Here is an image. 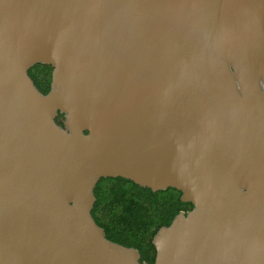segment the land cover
Returning a JSON list of instances; mask_svg holds the SVG:
<instances>
[{
  "label": "water",
  "instance_id": "water-1",
  "mask_svg": "<svg viewBox=\"0 0 264 264\" xmlns=\"http://www.w3.org/2000/svg\"><path fill=\"white\" fill-rule=\"evenodd\" d=\"M107 178L193 205L155 264H264V0H0V264H148Z\"/></svg>",
  "mask_w": 264,
  "mask_h": 264
},
{
  "label": "trees",
  "instance_id": "trees-1",
  "mask_svg": "<svg viewBox=\"0 0 264 264\" xmlns=\"http://www.w3.org/2000/svg\"><path fill=\"white\" fill-rule=\"evenodd\" d=\"M53 67L37 64L30 69L31 77L43 93L50 90ZM64 114L56 122L63 126ZM94 194L92 216L105 231L108 240L140 253V262L155 264L153 239L162 227L169 226L180 212L193 209L181 200L182 193L170 188L160 192L140 187L123 178H107L98 182Z\"/></svg>",
  "mask_w": 264,
  "mask_h": 264
},
{
  "label": "flooded vegetation",
  "instance_id": "flooded-vegetation-1",
  "mask_svg": "<svg viewBox=\"0 0 264 264\" xmlns=\"http://www.w3.org/2000/svg\"><path fill=\"white\" fill-rule=\"evenodd\" d=\"M52 72H53V70H52ZM28 74H29V76L31 75L30 70H29V73H28ZM30 77H31V76H30ZM31 79H32V77H31ZM51 79H52V75H51ZM32 80H33V79H32ZM33 82H34V84H35V86H36V81L33 80ZM51 83H52V81H51ZM36 87H37V86H36ZM37 88H38V87H37ZM50 90H51V84H50ZM50 90H49V91H50Z\"/></svg>",
  "mask_w": 264,
  "mask_h": 264
}]
</instances>
